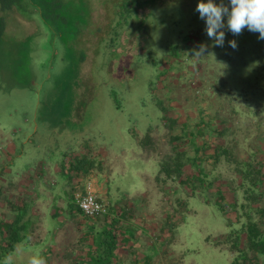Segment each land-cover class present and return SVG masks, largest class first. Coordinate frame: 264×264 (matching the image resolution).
<instances>
[{
    "label": "rangeland",
    "instance_id": "rangeland-1",
    "mask_svg": "<svg viewBox=\"0 0 264 264\" xmlns=\"http://www.w3.org/2000/svg\"><path fill=\"white\" fill-rule=\"evenodd\" d=\"M75 1L84 6L75 8L73 12L82 11V16L88 18L75 38L73 31L65 32L66 38H63L54 26L47 25L44 30L47 34L42 35L34 21H28L19 14L10 16L11 21H7L6 28L2 29L0 169H3V173L0 185L7 190L11 181H18L40 162L46 168L56 164L64 155H83L90 148L93 153L106 150L107 155H110L106 157V163L108 159L118 172L112 175L113 179L109 183L111 198L125 196L128 188L133 193L136 186L144 190L145 183L138 171L150 174L151 168L143 160L139 161L140 156H133V149L138 148V139L144 138L151 124L153 133H160L159 139L162 140L158 142L157 148L165 150L166 142L163 139L173 129L179 130V127L170 124L169 115L177 114L178 118L184 120L186 114L198 112H202L201 116L205 118L223 116L231 119L236 129L234 134L227 137L230 149L234 152L232 156L239 154L244 160H251L249 169L252 166L255 170L264 166L263 152L253 157V153L251 155L248 152V149L259 148L261 144L258 143L264 141V135H260L264 134V113L249 105L246 108L241 105L240 114L231 112L235 94L233 90L238 85L224 68L223 51L206 34L205 21L196 11L198 0H195L190 10L183 9V5L165 7L160 13L159 23L154 22L161 31L154 32L157 41L154 40L149 58L140 48L135 50L128 43L127 48L123 49V43L117 45L112 35L110 38L103 36L110 16L107 5L101 4L99 0H88L90 8L87 0ZM171 23L173 28H168ZM110 27L112 29V25ZM96 28H101V31L96 32ZM185 31L190 32V38H185L187 34L183 35L185 37L178 35ZM99 37L108 43L105 52L97 48ZM109 41H114L113 45L116 46H110ZM178 43L183 50L182 56L175 60V68L168 72L166 68L163 69V66H167L164 59L171 45ZM201 44L206 45L204 55H195ZM27 52L30 53L35 81L33 86L24 89H18L20 87L17 86L16 89V84L9 79L16 81L11 78L14 74L21 81L28 79L29 70L23 69ZM163 115H167V121ZM141 151L142 155L151 154L142 145ZM233 165L228 167V161L223 156L217 163L218 168L223 170L220 174L228 182L234 175L232 182L235 185L239 184V176L247 175L243 178V186L246 187V195L251 194L247 171H238ZM242 167L249 170L246 164ZM148 178V195L141 198L140 212L155 214L157 221L162 222L169 202L173 200L184 218L180 231H177L181 244L175 250L177 261H173V255L170 257L171 250L163 247L165 241L162 237L149 234L150 240L156 244L157 252L159 246L162 252V259L157 263L152 260L153 264H165L164 260L166 264H178V257L183 258L182 264H192V258L196 256L200 264L207 261L213 264L214 258L201 245L200 234L202 228L204 234L208 235L212 227L208 215L213 211L203 204L201 192L192 198L179 183H157L151 177ZM52 179L49 180L56 186L59 178L55 175ZM40 190L42 195L38 206L45 218L41 233L45 234L52 223L47 217L52 200L46 183H41ZM256 194L258 212L264 213V181L260 183ZM102 201L109 208L107 199ZM224 208L226 212L233 211L223 203ZM255 217H258L257 213ZM152 254H156L154 249ZM223 256L219 259L220 263L229 262V256L233 259L232 252Z\"/></svg>",
    "mask_w": 264,
    "mask_h": 264
},
{
    "label": "trees",
    "instance_id": "trees-1",
    "mask_svg": "<svg viewBox=\"0 0 264 264\" xmlns=\"http://www.w3.org/2000/svg\"><path fill=\"white\" fill-rule=\"evenodd\" d=\"M99 1L109 7L110 15L107 31L103 36L110 38L112 35L117 45L123 43V49L127 48L128 43L135 50L140 48L147 53V58L152 45L157 41L154 32L161 31L154 22L159 23L160 13L166 9L165 7L183 5V9L190 10L195 3V0ZM87 3L89 5L88 0ZM82 6L83 3L79 4L75 0H0V36L2 29L8 24L7 21H11L10 16L19 14L28 21H34L41 29L42 35L47 34L44 31L47 25L54 26L63 38H66L65 32L73 31L75 38L81 26L88 20L82 16L80 13L82 11L73 12L75 8ZM89 7L91 8L90 5ZM90 17L91 23L92 17ZM168 28H173L172 23ZM95 30L101 31V28ZM224 31V44L218 48L223 51L226 72L234 77L238 85L236 90H233L235 94L231 112L240 114L239 107L242 105L245 108L249 106L259 108L264 113V39H259L258 33L247 29L242 30L239 35L233 34L227 28ZM95 34L90 33V35ZM185 34L186 37L183 36ZM178 35L187 39L191 37L189 31ZM232 39L237 41L235 49L229 45ZM96 42L97 48L102 52L107 51V41L99 37ZM109 44L112 47L116 46L113 45L114 41L111 43L109 41ZM162 46L163 44L160 47ZM182 52L179 43L171 45L164 59L167 66H163V69L166 68L168 72L174 69L175 60H179ZM26 54L27 57L23 55L26 58L23 69L29 70L28 79L21 81L16 74L11 77L16 81L9 79L16 84V89L17 86L20 87L18 89L33 86L35 81L32 76L30 53ZM163 117L167 119V115ZM169 117L170 124L173 127L179 126L181 133L172 136L173 153L165 155L159 162V171L155 176L157 183H179L183 190H188L190 197L196 196L198 192H201L206 200L217 195L218 203H221L224 195L222 176L210 177V174L204 170L201 160L211 158L219 160L223 156L228 162L236 163L235 169L238 171L245 173L247 171L251 184L250 197L254 194L257 196L255 187L257 188V185L264 181L263 166L256 170L253 169L254 166L249 169L251 160L239 161L238 155L232 156L234 152L232 153V149L225 141L227 136L236 132L231 119L224 124L223 121H206L202 116L197 119L189 114H186L183 121L176 114ZM150 134L148 131L143 140H140V144L155 153L158 143ZM190 150H193L195 155L192 156ZM92 153L89 148L83 155L80 153L64 155L56 162L55 174L59 177V182L53 190L68 201V204L66 206L53 204L51 209L53 227L47 229L45 234L41 233L44 217L38 206L42 195L41 183L50 186V181L45 180L47 178L45 165L40 162L34 170L24 174L18 181H11L7 190L0 185V260L12 255L15 257L14 264H26L28 256L39 254L47 259L48 264H153L152 251L149 253L143 248L140 242L141 234L167 238L179 227V219L183 213L171 200L163 221L158 222L155 214H149L147 217L138 216L131 204L120 201L108 208L102 226L98 221L100 216H85L77 205L75 195L78 184L97 166L98 159ZM199 153L201 155H197ZM253 156H258V153H254ZM244 164L249 170L242 169ZM2 173L1 168L0 177ZM258 225L252 222L248 227L251 233L247 236L246 246L264 253V238ZM214 241L217 245L229 244L230 248L239 253L244 262L238 263L240 257L237 256L233 264H245L248 258L254 259V264H259L256 261V259L259 261L256 254L255 257H250L249 252H245L242 248L244 236L240 231L222 234ZM151 246L156 247L155 243H151Z\"/></svg>",
    "mask_w": 264,
    "mask_h": 264
},
{
    "label": "crops",
    "instance_id": "crops-1",
    "mask_svg": "<svg viewBox=\"0 0 264 264\" xmlns=\"http://www.w3.org/2000/svg\"><path fill=\"white\" fill-rule=\"evenodd\" d=\"M204 108V107H203ZM202 112H198L196 114H194V118L196 117L197 119L199 118V116H201ZM177 115V114H176ZM180 116V115H179ZM163 117V116H162ZM203 119L206 121H214V120H218V122H225L229 120V118L227 117H221V116H216L215 118L212 117H207L205 118L203 116ZM196 120V119H195ZM165 121H167L165 119ZM183 121V120H181ZM147 123H149V120L147 119L146 121ZM157 125V124H156ZM155 125V126H156ZM179 127V126H177ZM176 127V128H177ZM153 129V125H149L147 130L150 131V135L152 136L153 140H156L157 143L158 142H162V140L159 139L160 133H153L152 131ZM181 133L180 129L177 131L176 129H173L171 133L167 134V137H165V139H163L166 142V148L165 150H161L159 148H157V151L155 153L151 152V154L148 155H142L141 151V144H140V140L143 138L141 137L140 139H138V148H134L133 149V156H137L139 157V161L143 160V162L146 164H148L151 168V172L150 174H146V171L142 172V171H138L140 172L141 178L144 181V190L143 188H139V187H135L134 192H129V188L128 191L126 193L125 196H120V197H116V198H111L110 197V181H112V175L115 173H118L116 170L113 169V167L111 166V162L108 161L107 159V163L105 161L106 157L110 156L107 155V151L104 149H101V151H97L95 152V156L98 159L97 163L92 170L90 175L84 177V179L78 184L77 188L78 189H82V191H84L85 189V184H86V180L89 178V176H94L95 177V188L97 190V195L98 198L102 201L104 198L107 199L109 207L114 205V204H118L120 201L122 202H127L129 204H131V206L133 208H135L138 216H146L149 214H146L144 211L140 212V201L142 200L141 198L144 199V197H147V192H146V187L148 186V181L149 178H152V181L155 182V176L156 173L159 171V162L161 161V159L165 156V155H171L173 153V149H174V144L172 141V136ZM261 136H263L264 134H261ZM158 136V137H157ZM230 136V135H229ZM228 137V136H227ZM264 137V136H263ZM262 140V138H261ZM225 141H227V146L230 147V143L228 144V138H225ZM263 141V140H262ZM261 142V141H260ZM258 143V145L261 144V146H259V148L256 149H248V152L252 155H254V153H258L261 154L260 152L264 153V143ZM263 145V146H262ZM254 151V152H253ZM259 151V152H257ZM262 153V154H263ZM190 154L193 156L195 155L193 150H190ZM197 155H201V153L197 154ZM238 155V159L239 161H243L244 159L242 158L241 155ZM203 157V154H202ZM216 157V156H215ZM202 161V166L205 168L204 170L210 174V177H220L222 176V181L221 183L223 184V196L221 198V203H218V197L219 196H214L213 199L209 198V199H205L203 196L201 197V199H203V204L206 205V207L212 212L210 213L209 216V220H210V226L212 225V227H210V229L208 230V235L204 234V231L202 230V228H200V234L202 237V243L201 245L206 247V250L209 252V255L211 258H214V262L213 264H233V261L236 259L237 256H239L237 251H234L232 248H230L229 244H221V245H217L215 243V239L219 236H221L222 234H226V233H230V232H237L240 231L242 233V235L244 236V242L242 243V248L244 249L245 252H249V256H254L255 254L259 257V261L258 259H256V261L259 264H264V253H260L259 250H253L251 247L246 246V239L248 234H250L251 232H249L248 227L251 225V223H258V227L260 228V233L262 235V237L264 238V213H259L258 212V207L257 206L259 204V200L257 199L258 197L255 196V194L253 196L250 197L249 195H246V187L243 186L244 180L243 178L245 177V175L243 174V176H239V184L235 185L232 182V179H234V175H231V180H228L226 178H224V175L220 174L223 172L222 168H218L217 163L219 162V160H216V158H211L208 160H201ZM228 161V160H227ZM247 161V158L246 160ZM56 163V162H55ZM232 163L228 162V167L231 166L232 167ZM147 166V165H146ZM234 169L235 166L233 165ZM264 167V166H263ZM46 171H47V178L45 179L46 181H48L49 179L53 180L52 178L55 177V172L57 169V165L54 164L52 166H46ZM100 169V171L98 170ZM233 170V169H232ZM238 170V169H236ZM241 173V172H240ZM57 176V175H56ZM57 178H59L57 176ZM50 181V186H49V192L51 196V204H50V208L48 210V214L47 217L50 218V222L51 223V227L47 228L50 229L53 227V220L51 218V209L54 203L59 204L61 206H66L68 204V201H66L62 196H60L59 194H56V192L53 190V187L55 186L54 182ZM215 183V182H214ZM260 186L257 185V188L255 187V190L257 191L258 187ZM128 187V186H127ZM77 189V190H78ZM137 190V191H136ZM261 191V188H260ZM80 192V191H79ZM177 192V191H176ZM176 192H174V194H176ZM77 193V191H76ZM102 199H101V198ZM197 196H192V198H196ZM41 198V197H40ZM225 204L226 206H228L229 208L233 209L232 213L231 212H226L225 208L224 210L222 209V204ZM39 204V203H38ZM145 208V207H144ZM231 213V214H230ZM256 213L258 214V217H255ZM165 214V213H164ZM83 215V214H82ZM43 216V215H42ZM84 216V215H83ZM44 217V216H43ZM85 217V216H84ZM101 218L98 219L99 222H101V226L104 224V214L100 216ZM263 219V220H262ZM261 221V222H260ZM44 222H45V218H44ZM184 222V218L182 216H180L179 219V227L176 229V231L174 232L173 235L168 236L167 238L163 237V240L165 241V245L163 246L164 248L167 247L169 250H171V255L170 257L173 255V261H177V254L175 252V250L177 249L178 246H180L181 244L178 242V237H177V231H180V228L182 227V223ZM263 222V223H262ZM263 225V226H262ZM43 227V226H42ZM140 242H142V246L144 249H146V251L148 250L149 253H151V251L154 249L156 251V254L153 255V260L157 263L162 255L161 252V246H159V252H157V248L153 246H151V243L154 244L155 242H151L150 240V236L145 235L144 233L141 234V240ZM156 245V244H155ZM232 252L233 253V259H231V256H229V262L227 263H220L219 259H221L220 257H222L223 255L225 256L227 252ZM196 255V253H195ZM223 256V257H224ZM240 258L238 259V263H243V259L241 256H239ZM255 257V256H254ZM180 258L178 261V264H182L183 258L182 257H178ZM182 258V259H181ZM162 259V258H161ZM198 257L196 256V258H192V264H200V262L197 261ZM243 261V262H242ZM254 259H250L248 258V260L246 261L245 264H254L253 263ZM208 262V261H207ZM207 262H203L202 264H208ZM164 263L166 264V261L164 260Z\"/></svg>",
    "mask_w": 264,
    "mask_h": 264
},
{
    "label": "clouds",
    "instance_id": "clouds-1",
    "mask_svg": "<svg viewBox=\"0 0 264 264\" xmlns=\"http://www.w3.org/2000/svg\"><path fill=\"white\" fill-rule=\"evenodd\" d=\"M196 11L205 21L207 36L216 46H223L225 31L239 35L242 30L259 33V39H264V0H198ZM232 48L237 47V41H229ZM206 45L201 44L195 55H204ZM22 251V250H20ZM15 257L6 256L0 264H14ZM26 264H48L43 255L32 254L27 257Z\"/></svg>",
    "mask_w": 264,
    "mask_h": 264
},
{
    "label": "built area",
    "instance_id": "built-area-1",
    "mask_svg": "<svg viewBox=\"0 0 264 264\" xmlns=\"http://www.w3.org/2000/svg\"><path fill=\"white\" fill-rule=\"evenodd\" d=\"M95 182V177L89 176L84 191L77 192L75 195L78 207L87 217L101 216L108 210L106 204L98 198Z\"/></svg>",
    "mask_w": 264,
    "mask_h": 264
}]
</instances>
